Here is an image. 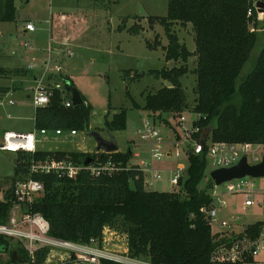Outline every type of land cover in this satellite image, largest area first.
<instances>
[{
    "label": "trees",
    "instance_id": "1",
    "mask_svg": "<svg viewBox=\"0 0 264 264\" xmlns=\"http://www.w3.org/2000/svg\"><path fill=\"white\" fill-rule=\"evenodd\" d=\"M260 1L264 4V0ZM250 8L253 5L249 0H169L168 17L156 20L164 27L168 39V45L164 47L166 61L187 64L191 57H196L192 74L196 76L194 113L199 119L194 126L202 131L210 130L209 139L214 143L264 144V20L258 21L256 10L253 17H248ZM16 20L15 0H0V22ZM151 23L152 26L154 23ZM177 25L184 29L192 26L196 43L194 52L180 42L174 30ZM251 25L254 31H251ZM258 47L261 51L256 55L254 50ZM251 59L254 69L238 86V78ZM26 70L0 68V76L27 75ZM130 71H123V78L128 82L132 81L125 74ZM188 72L186 66L150 70L148 74L156 80L164 79L173 86L164 85L157 93L149 94L145 98V109L177 115L188 110L182 84V78ZM135 75L139 79L144 73L136 72ZM56 80L75 86L63 74H58ZM4 93L6 90L0 89V94ZM82 99V105L66 108L61 94L56 92L48 106L36 109V129L88 133L92 108L83 96ZM126 124L125 108L105 122L110 133L125 130ZM132 156L129 151L18 154L15 176L8 182L11 187L6 191L5 199L0 201V224L9 221L10 212L17 204L13 185L31 177L44 185V193L26 211L44 216L50 224L52 237L89 243L92 239L101 242L106 230L120 232L127 236L129 257L134 260L144 258L148 264H225L214 260L219 250L230 247L245 235L253 239L259 237L264 221L249 226L245 235L232 238L215 233L207 222L202 209L213 204L210 194L214 184L211 180L207 187L199 189L207 170L206 152L198 156L189 153L187 172L177 185L178 190L172 192L147 190L149 187L141 167H128ZM90 158L92 163L111 162L119 170L94 177L84 169L74 179L55 173H31L33 162L70 160L84 165ZM10 247V240L0 236V254L9 252ZM49 255L50 250L44 248L31 256L18 244L12 259L18 264H45ZM244 263L251 261L234 264ZM105 264L119 263L105 261Z\"/></svg>",
    "mask_w": 264,
    "mask_h": 264
},
{
    "label": "rangeland",
    "instance_id": "2",
    "mask_svg": "<svg viewBox=\"0 0 264 264\" xmlns=\"http://www.w3.org/2000/svg\"><path fill=\"white\" fill-rule=\"evenodd\" d=\"M249 2L252 5L254 3L258 5L257 3L261 1L249 0ZM15 6L17 20L12 23L0 22V68L9 71L24 70L28 68L31 58L36 57L32 52H29L30 55L25 53L35 51L37 48L31 35L18 42L13 39L15 32L22 28L24 22L32 21L39 27L41 31L39 34L47 38L46 47L50 41L51 48L55 51L52 54V72L59 73L61 70L69 76L85 98L86 103L92 108L89 132L86 134L79 132L76 144H47L44 149L57 146V148L73 150L77 148L76 146H84L86 143L94 145L95 141L87 138L90 132L97 131L106 136V120L111 119L114 113L125 108L127 110L126 129L111 134L116 139L120 152H132L133 156L128 167L142 163L148 165L144 169L145 180L150 184L147 188L149 191L178 190L177 185L173 184L172 177L176 172L182 174L187 172L189 165L187 152L188 154L191 152L188 151L189 144L185 141V134L186 130L192 128L196 119V113H194L196 76L192 74L196 68V57H191L187 64L174 63L165 59L164 47L168 45V39L164 27L156 20L168 17L169 0H15ZM62 15L67 16V22H60L59 18ZM82 16L86 21L80 23ZM260 18L262 22L264 14ZM151 21L154 23L152 26ZM191 28V25L185 29L177 25L174 30L180 42L186 45L189 51H195V34ZM63 36L69 38V45L64 46ZM21 41L30 42L33 48L23 49L20 45ZM61 46L65 50L71 49L74 56L66 58L59 56L56 51ZM13 51L17 52V57L12 55ZM260 51L258 47L254 50V54L257 55ZM37 60L39 61L37 71L42 72L48 62V56L37 58ZM184 66L189 70L188 74L182 78L189 109L180 115L174 112L153 113L146 110L145 98L149 94L157 93L167 82L164 79L156 80L148 72ZM253 69L254 60L251 59L244 66L238 78V86L245 81ZM124 70H132L129 74H125L132 82L124 80ZM136 72L144 73V75L138 79ZM28 73L27 75L13 73L0 76L1 91L13 90L8 95H0V141H3L2 138L6 131L24 134L37 133L34 123L35 107L22 92H25L26 87L34 85L33 78L36 73L31 71ZM46 77L56 81L55 75L47 74ZM10 100H13L15 105H9ZM109 112L110 115L107 116ZM182 117L186 118V122L181 121ZM144 119H149L153 123L155 130L162 138V153L166 155V158L161 162H152L150 141L142 140L137 134L138 129L143 127ZM48 137L53 136L48 135ZM95 150L96 144L95 148L93 146L88 148V153L93 154ZM178 151L181 153L180 156L176 155ZM169 152L171 156L167 157ZM16 159L17 154L0 152V201L5 199L6 191L11 187L8 182L15 176ZM155 171L161 172L160 179H153ZM212 171L211 161L208 160L206 174L199 189L207 187L211 181ZM215 191L224 194L223 187H215ZM39 199L40 196L36 197L34 202ZM225 201L227 208L222 210L219 220L221 222L225 220L233 224V227L231 230H224L218 225H212L215 233L228 235L231 238L237 237L245 235L249 226L264 221V209L244 208L243 196L226 195ZM26 209L28 207L20 209L17 208V204L14 205L10 218L14 214L17 218L21 217L27 212ZM103 237L102 247H107L115 253L119 252L118 255L127 257L126 235L106 230ZM256 239L245 235L242 239H237L235 243L252 244ZM10 244L9 252L0 254V264H18L12 259V252L18 247V243L10 240ZM63 254L60 249L52 248L49 264H76L71 259H69L70 262L59 263ZM138 261L141 264H147L144 258ZM248 261L251 263L244 264H263L264 254H260L255 260L246 254L237 263Z\"/></svg>",
    "mask_w": 264,
    "mask_h": 264
},
{
    "label": "built area",
    "instance_id": "3",
    "mask_svg": "<svg viewBox=\"0 0 264 264\" xmlns=\"http://www.w3.org/2000/svg\"><path fill=\"white\" fill-rule=\"evenodd\" d=\"M258 4V3H257ZM254 10L258 13V21L261 20V16L258 12L256 3L253 4V8L248 10V17L254 16ZM251 31H254V27L251 25ZM27 33L33 34L36 32L34 23H27L25 26ZM20 45L23 49L31 50L33 47L28 41H21ZM53 49L49 47L47 49L48 62L42 72H38L39 62L37 58L32 57L28 65V71L35 72L34 75V88L26 87L25 92L30 95L31 101L35 109L43 108L51 103V100L56 92L61 94L63 99V105L66 108L74 106L73 101L69 93L65 90V84L60 81H53L47 79L46 75L62 74L53 73L51 69V63ZM65 56L73 57L74 53L71 50L64 51ZM14 57L17 56V52H12ZM60 68V67H57ZM56 68V70H57ZM10 105H14V101H9ZM199 119L196 115L195 121ZM182 122H186V118H181ZM194 121V123H195ZM193 126L190 130H186L185 141L189 144L188 151L194 155H201L204 152L207 154V158L211 161V167L213 171L231 169L236 167L243 159L247 160V164L250 167H255L263 163L264 161V144L256 143H229L219 142L214 143L209 139V136L204 140L200 127ZM79 132L76 130H46L40 129L33 133H5L3 141L0 144V152H8L13 154L20 153H35L37 152V143L39 137L49 138L48 135H53L55 138H63L66 142H70L78 137ZM137 134L144 141H150L151 143V160L152 162H161L166 158V155L162 153V138L157 130H155L153 123L149 119H144L143 127L139 128ZM39 135V136H38ZM177 156L181 153L178 151ZM187 155L188 152H187ZM171 153L167 154L170 157ZM145 174L144 167H148L147 164L139 165ZM84 169H87L92 176L98 177L102 173L112 174L119 169L111 162L101 163L94 162L88 167L85 165H78L70 160H47L33 162L31 166L32 174H58L60 176L74 179ZM212 171V172H213ZM211 172V173H212ZM184 174L176 172L173 174V184L178 185ZM161 178V172L155 171L153 179L157 180ZM213 182V181H212ZM148 184V183H147ZM214 184V183H213ZM150 184H148V187ZM215 187H223L224 194L215 191ZM13 196L17 202V208L29 207L32 205L36 197L41 196L44 193V185L29 177L24 180L17 181L13 185ZM211 198L213 204L210 207L202 209V213L205 216L207 222L212 225H218L224 230H231L233 224L219 220V215L223 209L227 208V202L225 201L226 195L243 196V207L250 209L253 207H259L264 209V177L254 178L252 176H245L243 178L233 179L231 181L223 183L221 186L214 187L211 191ZM105 234V233H104ZM0 236H3L9 240H14L21 245L31 256H33L38 250L48 248H57L63 251V256L71 260H74L76 264H105V261L115 262L119 264H141L138 260L131 259L128 255L120 256L119 252H113L107 247H102L104 243L95 239L90 240L89 243L71 242L54 238L50 235V224L44 216L39 213L26 212L21 217L17 218L14 214L6 224H0ZM104 238V237H103ZM243 242H234L230 247L222 248L218 251L215 261L218 263H236L244 255L248 254L254 260L259 257L260 254H264V228L262 229L259 237L250 243L242 244ZM128 252V250H127ZM264 264V261L262 262ZM148 264V263H147Z\"/></svg>",
    "mask_w": 264,
    "mask_h": 264
},
{
    "label": "water",
    "instance_id": "4",
    "mask_svg": "<svg viewBox=\"0 0 264 264\" xmlns=\"http://www.w3.org/2000/svg\"><path fill=\"white\" fill-rule=\"evenodd\" d=\"M258 12L260 14H264V4L262 2L257 5ZM166 86L172 88V84L170 82H166ZM65 90L70 94L71 99L73 101L74 106L82 105L83 99L79 90L70 83L65 84ZM210 135V130H206L203 134V139L205 140ZM89 137L95 141L96 144V152H103L107 154L118 153L120 152V147L114 138V136L107 131L106 136L102 135L100 132L92 131L89 134ZM130 155H133L131 151H129ZM92 163V159L90 158L85 162V166L88 167ZM245 176H252L254 178H262L264 177V161L262 164L250 167L247 164V160L243 159L240 164L231 169H223L213 171L210 174V178L216 186H221L223 183L231 181L233 179H240ZM6 253V252H2Z\"/></svg>",
    "mask_w": 264,
    "mask_h": 264
},
{
    "label": "crops",
    "instance_id": "5",
    "mask_svg": "<svg viewBox=\"0 0 264 264\" xmlns=\"http://www.w3.org/2000/svg\"><path fill=\"white\" fill-rule=\"evenodd\" d=\"M76 18H78V17H76ZM81 18V22L80 23H82V22H85L86 21V19L82 16V17H80ZM60 22L61 23H65V22H67V20H68V18H67V16L66 15H62L60 18ZM34 23V22H32V21H27V22H24L23 24H22V28L18 31V32H15L16 34L14 35V37H13V39L15 40V41H17L18 42V40H20V39H22V38H24V37H27V36H29V35H31L32 36V41L34 42V45L37 47H35L36 49H35V51L33 50V51H27V52H25L26 53V55H30L29 54V52H32L34 55L33 56H36L35 58H42V57H45L46 56V54H47V49L49 48V47H51L52 45H50V41H49V47L47 46L46 47V44H48V41L46 40L47 38H45V37H43L41 34H39V33H41V31H40V29H39V27L34 23V25H35V27H36V32L35 33H33V34H30V33H27L26 32V30H25V26H26V24L27 23ZM74 34H76V33H74ZM74 37H75V35H74ZM73 37V38H74ZM63 44H64V46H66V45H69L70 44V40H69V38L67 37V36H63ZM58 50H62L63 52H60V51H58ZM57 51H56V53L59 55V56H61V57H63V58H66L67 57V55L65 56V54H64V51H67V50H71V49H67V50H65L62 46H61V48H59ZM14 52V51H13ZM55 51L53 50V53H54ZM191 52H194V51H191ZM31 53V54H32ZM36 54V55H35ZM21 57H23L22 55H20ZM17 57V56H16ZM60 60V59H59ZM175 63V62H174ZM52 64V63H51ZM62 74L64 75V76H67L66 74H64L63 72H62ZM67 77H69V76H67ZM70 78V77H69ZM71 79V78H70ZM10 92H13V90H6V93H4V94H0V95H8ZM23 92V94L26 96V98L28 99V100H31V98H30V95L27 93V92H24V91H22ZM87 104V103H86ZM10 105V104H9ZM14 105H15V103H14ZM11 106H13V105H11ZM35 113H36V109H35ZM34 123H35V114H34ZM36 128V127H35ZM8 132H11V131H6L5 133H8ZM14 132V131H13ZM5 133H4V135H5ZM33 133V132H32ZM86 134V133H85ZM79 135V134H78ZM53 136V135H52ZM4 137V136H3ZM87 138H90V137H87ZM76 139L77 138H75L74 140H72V141H70V142H66L65 141V139H63V138H55V136H53V137H49V138H44V137H39L38 138V143H37V151H68V152H80V153H88V148H91L92 146H93V148H95V144L94 145H92V144H89V145H87V143L84 145V146H76L77 148H74L73 150H68V149H65V148H57V146L56 147H54V148H49V149H44V147H45V145H47V144H52V145H57V144H63V145H66V143H73V144H76ZM2 140H3V138H2ZM83 142V141H82ZM2 143V141H0V144ZM39 145H40V148H39ZM87 145V146H86ZM127 250V249H126ZM50 256H51V253H50V255L48 256V258H47V260H46V263L45 264H49L50 263ZM65 261H67L68 262V258L67 257H65V256H61V258H60V262L59 263H61V262H65ZM70 262V261H69Z\"/></svg>",
    "mask_w": 264,
    "mask_h": 264
}]
</instances>
